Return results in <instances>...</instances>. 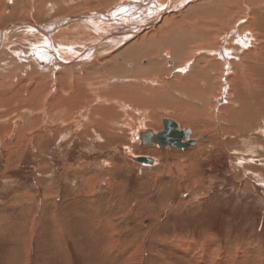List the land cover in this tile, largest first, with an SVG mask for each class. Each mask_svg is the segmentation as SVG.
<instances>
[{
  "label": "rangeland",
  "instance_id": "374dc122",
  "mask_svg": "<svg viewBox=\"0 0 264 264\" xmlns=\"http://www.w3.org/2000/svg\"><path fill=\"white\" fill-rule=\"evenodd\" d=\"M15 1L0 0V41L12 44L0 59L9 71L22 74L26 70L19 56L46 45L29 28L23 29L24 38L22 29L8 33L7 41L3 33L10 23L47 26L62 17L106 15L128 2ZM72 24H66L73 29L66 34L78 48L83 40L91 42L92 57L97 35H85L88 23ZM170 51H164L167 60ZM111 54L107 49L104 60ZM71 70L79 79V70L87 74L83 62ZM221 72L210 73L216 76L214 84L204 80L199 85L201 90L211 86L213 97L192 99L177 89L170 93L169 83H177L172 74H160L151 81L164 83L155 86L149 104L143 95L136 102L102 96L105 102L99 101L107 107L96 117H88L94 105L87 113L71 105L56 113L48 107L53 87H45L47 81L38 85L17 75L28 91H19L21 103L31 97L37 107L29 113L13 109L15 114L0 118V264H264V121L251 117L252 108L246 111L250 118L236 117L233 110L243 107L238 98L236 104L226 96L219 99ZM229 73L225 80L233 71ZM64 77L68 83L69 76ZM187 83L183 90L194 93L188 89L194 82ZM7 84L12 96L18 81L11 77ZM110 106L118 112L109 115ZM36 115L40 118L34 120ZM163 118L189 128L196 145L178 150L142 144L137 135L160 131ZM137 157L154 160L138 163Z\"/></svg>",
  "mask_w": 264,
  "mask_h": 264
},
{
  "label": "bare ground",
  "instance_id": "6f19581e",
  "mask_svg": "<svg viewBox=\"0 0 264 264\" xmlns=\"http://www.w3.org/2000/svg\"><path fill=\"white\" fill-rule=\"evenodd\" d=\"M160 1L128 0L120 6L116 5L114 10L106 15L92 13L62 17L56 19L51 25L46 24L47 26L14 22L7 26V30L3 34H6L4 38L8 41L10 35L8 33L29 28V30H33L32 34L44 39L45 50H31L19 57L24 61L22 67L26 70L23 72L26 81L37 80L36 84L38 85L42 81H47L48 85L45 87H49L50 91L53 87L50 97L48 95L50 98L48 107L58 114L68 111L69 105L79 106L85 113L90 105H94L93 108L91 107L92 110L88 117H96L99 113L103 114L107 107L101 103L106 100L101 98L102 96L113 101L123 97L126 101L136 102L139 98L137 96L143 95L148 97L145 102L149 104L150 94L156 91L155 86L162 84L160 81H163L151 80L156 75L169 73L172 74V80L177 83H169L168 91L170 93L177 89L192 99L195 96L199 99L204 94L213 97V93L209 92L211 86L201 90L199 85L204 80L208 81L209 85L214 84L216 76L210 73L212 70H221V75L224 78L219 79L221 83L216 86L220 93L219 99L226 96L225 100L228 103L236 104L238 98L239 106L243 107H240L238 112L233 110L234 115L237 114L236 117H240V119L244 116L249 117V113L246 111L252 108L255 114L251 117L254 118L257 115L264 121V0ZM13 2L16 1L13 0ZM170 12H172L171 15ZM93 21H96V24L99 23V26L91 23ZM78 22L88 23L89 27L86 28L88 31H85L86 36L97 35L93 42L96 51L92 57L89 54L92 53L93 46H87L91 42L87 39L83 40L84 42L78 48V45L70 39L73 37L66 34L73 30L66 26L74 23L72 25L76 28L77 25H80ZM25 33L26 31L23 30V36L21 35L23 38ZM112 35V38L121 36L117 40L118 43L115 39L110 40L109 37ZM213 35L215 37H211ZM57 36L61 39V44L59 43L61 41L57 42ZM23 38L22 40L27 43ZM123 42L125 43L123 46L117 47ZM9 45L12 44L0 41V56H3ZM30 46L28 47L30 48ZM107 49L112 53V57L109 60H104ZM165 49L171 50L165 55H170L168 60L173 58V61L171 59L174 63L172 66L167 64L168 60L164 56ZM135 51H138L139 54L131 59ZM70 54L73 57L66 58ZM187 55L191 57L190 61L183 60ZM126 56H129L131 61ZM144 60L146 61L145 65H141L140 62ZM81 62L87 68V74L84 70H79L83 74V77L79 79L73 74L76 70L71 69L77 65L80 66ZM9 70L12 69L9 68L6 61L0 59V109L6 110L3 114L0 113V118L15 114L16 111L13 109L19 110L20 107L27 113L36 109V102L31 97L28 98L29 102H26L25 105L21 103L22 96L19 91L22 90L21 92L26 95L28 93L27 85L20 87L24 81L21 76L17 75H23L22 72ZM230 70L233 73L229 77L230 79L225 80V76ZM238 70L245 73H240ZM64 75L69 76L68 83H66ZM252 75L253 80L250 77ZM11 77L18 81V87H14L17 92L12 96L7 95L10 89V85L7 83ZM144 79H149L150 82H144ZM117 80H122L123 84L118 85ZM189 81L194 82L192 87L188 88L195 89L192 94L183 90V88H187V84H190L187 83ZM70 88H73L71 92ZM30 94L33 95V91ZM37 95H40V92H37ZM181 95L177 93L176 97ZM219 99L217 102L220 101ZM108 108L109 115L114 111L118 112L113 106ZM49 114L55 113L50 112ZM23 115L27 114L23 113ZM33 118L37 120L40 117L36 115ZM163 119L160 131L147 130V133L137 135L142 144L159 146L156 142L146 144L142 141L148 140L147 136H151V138H153L152 135L158 136L160 132L162 133L164 125H167V122H172L177 125L179 131L187 133V138L183 140L185 144L191 142L190 146L196 145L197 140L191 137L192 131L189 128L181 129L173 119ZM150 159L152 163L154 159Z\"/></svg>",
  "mask_w": 264,
  "mask_h": 264
},
{
  "label": "water",
  "instance_id": "95a60500",
  "mask_svg": "<svg viewBox=\"0 0 264 264\" xmlns=\"http://www.w3.org/2000/svg\"><path fill=\"white\" fill-rule=\"evenodd\" d=\"M186 134L179 131L175 123L167 122V125H164L162 133L160 132L158 136L152 135L153 138L147 136L148 140H143L142 142L146 144H154V142H156L161 147L169 146L173 149H185L192 145L191 142L187 144L183 142V140L187 138ZM135 161L138 163L151 164L152 160L147 157H138Z\"/></svg>",
  "mask_w": 264,
  "mask_h": 264
}]
</instances>
